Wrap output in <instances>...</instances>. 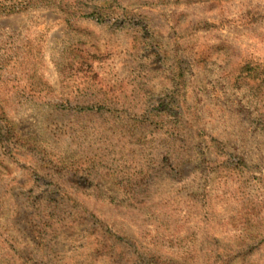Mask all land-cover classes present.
Masks as SVG:
<instances>
[{
	"label": "rangeland",
	"instance_id": "rangeland-1",
	"mask_svg": "<svg viewBox=\"0 0 264 264\" xmlns=\"http://www.w3.org/2000/svg\"><path fill=\"white\" fill-rule=\"evenodd\" d=\"M0 264H264V0H0Z\"/></svg>",
	"mask_w": 264,
	"mask_h": 264
},
{
	"label": "trees",
	"instance_id": "trees-1",
	"mask_svg": "<svg viewBox=\"0 0 264 264\" xmlns=\"http://www.w3.org/2000/svg\"><path fill=\"white\" fill-rule=\"evenodd\" d=\"M10 11L14 12L15 11V8L13 7V9H11ZM88 109V108H87Z\"/></svg>",
	"mask_w": 264,
	"mask_h": 264
}]
</instances>
